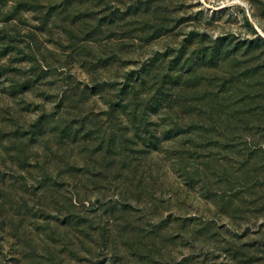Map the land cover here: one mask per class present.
<instances>
[{
  "label": "rangeland",
  "instance_id": "1",
  "mask_svg": "<svg viewBox=\"0 0 264 264\" xmlns=\"http://www.w3.org/2000/svg\"><path fill=\"white\" fill-rule=\"evenodd\" d=\"M254 182L264 0H0V264H264Z\"/></svg>",
  "mask_w": 264,
  "mask_h": 264
},
{
  "label": "trees",
  "instance_id": "2",
  "mask_svg": "<svg viewBox=\"0 0 264 264\" xmlns=\"http://www.w3.org/2000/svg\"><path fill=\"white\" fill-rule=\"evenodd\" d=\"M218 184H222V181L221 183L218 182ZM248 190H251V191H254L255 193H260L261 190H262V194L264 196V185H262V187L260 186V184L258 182H254L250 185V187L248 188ZM214 196L217 197L219 200L221 199L222 201H224V209H226V204H229L230 201H227L229 200V198H231V196H229V190L227 189V185L224 184V187L223 189H221L219 192L218 191H214ZM257 201V199H256Z\"/></svg>",
  "mask_w": 264,
  "mask_h": 264
}]
</instances>
